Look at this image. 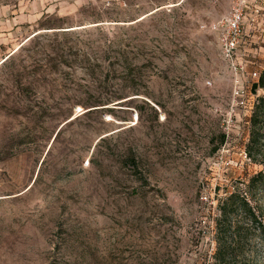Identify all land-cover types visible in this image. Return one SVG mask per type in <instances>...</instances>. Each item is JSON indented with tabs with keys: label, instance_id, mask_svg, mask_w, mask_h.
Wrapping results in <instances>:
<instances>
[{
	"label": "rangeland",
	"instance_id": "obj_1",
	"mask_svg": "<svg viewBox=\"0 0 264 264\" xmlns=\"http://www.w3.org/2000/svg\"><path fill=\"white\" fill-rule=\"evenodd\" d=\"M246 1L241 101L210 28L231 0H0V264H212L234 189L264 224L245 154L264 0Z\"/></svg>",
	"mask_w": 264,
	"mask_h": 264
},
{
	"label": "trees",
	"instance_id": "obj_2",
	"mask_svg": "<svg viewBox=\"0 0 264 264\" xmlns=\"http://www.w3.org/2000/svg\"><path fill=\"white\" fill-rule=\"evenodd\" d=\"M34 36L35 34L32 37ZM9 57L10 55L3 62ZM251 89L253 92L257 89L264 90V67L257 80L252 83ZM245 154L252 162L264 164V96L257 97L251 110ZM217 211L218 215L214 220L216 245L211 257L212 264H252L244 257L239 261L236 259L250 249L253 240L264 242V224L248 199L234 189L218 202Z\"/></svg>",
	"mask_w": 264,
	"mask_h": 264
},
{
	"label": "built area",
	"instance_id": "obj_3",
	"mask_svg": "<svg viewBox=\"0 0 264 264\" xmlns=\"http://www.w3.org/2000/svg\"><path fill=\"white\" fill-rule=\"evenodd\" d=\"M247 4L246 0H231L228 14L214 21L210 27L216 35L220 55L232 74L233 95L241 101L246 94L243 88V76L247 73L246 61L242 59V56L243 47L247 40L245 26L248 19H246L245 10L250 7ZM251 11L253 17L249 19V23L258 30L256 26L258 8L253 6Z\"/></svg>",
	"mask_w": 264,
	"mask_h": 264
},
{
	"label": "crops",
	"instance_id": "obj_4",
	"mask_svg": "<svg viewBox=\"0 0 264 264\" xmlns=\"http://www.w3.org/2000/svg\"><path fill=\"white\" fill-rule=\"evenodd\" d=\"M31 17L30 15H27V14H20V15H16L14 17H10L9 19L6 20V29H7V33H10L8 34V36H10L13 32V30H17L18 29V26L19 25H22V24H29L31 22ZM3 21L0 20V45L5 42L7 40V35H4V33H2V27H3ZM15 28V29H14Z\"/></svg>",
	"mask_w": 264,
	"mask_h": 264
},
{
	"label": "bare ground",
	"instance_id": "obj_5",
	"mask_svg": "<svg viewBox=\"0 0 264 264\" xmlns=\"http://www.w3.org/2000/svg\"><path fill=\"white\" fill-rule=\"evenodd\" d=\"M152 11H154V10H152ZM152 11H151V12H152ZM143 16H144V15L140 16L139 18H141V17H143ZM33 34H34V33L30 34L26 39H28V38H29L30 36H32ZM26 39H25V40H26ZM2 60H3V59H2ZM2 60H1V61H2ZM79 110H80V108H78L77 111H79Z\"/></svg>",
	"mask_w": 264,
	"mask_h": 264
}]
</instances>
